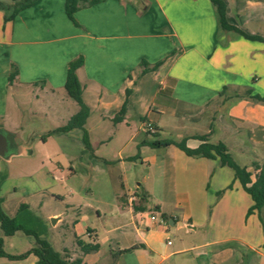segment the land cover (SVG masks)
Wrapping results in <instances>:
<instances>
[{
	"label": "crops",
	"instance_id": "crops-1",
	"mask_svg": "<svg viewBox=\"0 0 264 264\" xmlns=\"http://www.w3.org/2000/svg\"><path fill=\"white\" fill-rule=\"evenodd\" d=\"M223 1L231 25L264 38V0ZM65 5L66 0H37L9 22L0 9V131L17 148L5 159L34 153L39 128L26 120L58 122L52 132L79 111L61 91L69 63L84 58L77 75L90 110V167L99 165L103 172L94 178L89 209L66 205L48 216L56 220L54 227L70 221L76 243L60 238L62 247L51 242L54 249L82 264H241L240 246L264 259L248 239L233 234V213L241 209L244 217L254 204L233 169L219 159L187 156L174 145H148L186 139L195 149L202 144L195 136L209 134L234 160H246L240 166L253 171V164L264 165V102L253 98H264V42L220 30L211 0H100L76 12V24ZM143 61L150 67L163 63L142 75ZM13 65L18 73L10 83ZM126 100L127 112L115 122ZM147 121L157 128L156 138L145 131ZM78 132L84 144L80 129L56 137ZM56 137L42 141L49 153L63 152ZM138 162L149 165L141 184L135 183ZM5 185L0 180L4 211ZM13 218L43 236V226L24 224L35 218L26 204ZM184 228L225 234L169 244L172 230ZM78 240L99 249L84 254ZM10 262L39 264L33 255Z\"/></svg>",
	"mask_w": 264,
	"mask_h": 264
},
{
	"label": "rangeland",
	"instance_id": "rangeland-1",
	"mask_svg": "<svg viewBox=\"0 0 264 264\" xmlns=\"http://www.w3.org/2000/svg\"><path fill=\"white\" fill-rule=\"evenodd\" d=\"M61 92L67 96L65 89ZM25 124H33L39 128V134L32 138L34 153L26 156H15L10 161L0 157V180L5 179V191L9 199L5 213L14 217L17 209L24 203L35 216V221L32 218L25 220L24 224L26 226L35 230H39L40 225L43 226V230H40L43 232V237L47 238L58 249L62 247L60 238L65 237L76 246L72 223L67 220L54 227L53 224L56 220L48 216L53 213L64 212L66 205L81 206L85 210L89 209L91 205L90 190L96 181L94 178L99 174V171L103 172V169H100L99 165L94 170L90 167V151L85 149L80 132L77 134L73 133V135H65L60 139V137L56 136H61L65 133L51 132L52 125L55 127L58 122L51 121L50 123L49 120L39 119L31 120L30 122L26 120ZM44 124L45 126H43ZM52 136L58 138L63 150L62 153H49L47 147L43 145V139H48ZM162 138L167 139L168 137ZM216 141L217 139L213 138L211 143L215 144L217 143ZM235 161L241 165L246 160L236 158ZM58 167H62L63 171H57ZM148 170L149 165L147 163L138 162L135 183L141 184ZM227 170L232 172L229 168ZM5 175L7 176L5 177ZM153 178V176H150L149 180H153ZM213 180H215V177ZM241 213L242 211L239 209L231 217L233 224L235 221L238 224V229L233 230V234L239 238L245 237L248 239L256 250L264 255V208L260 214L257 213L256 215L247 212L242 217ZM224 234L225 232H216L215 230L209 235L200 231L194 234L188 233L184 228L181 231L172 230L169 241L178 245L181 241L187 243L193 241L194 236L205 240L208 236L219 238ZM0 238L4 241V251L13 256L23 255L34 246V238L21 231L10 237L5 236L1 225ZM85 238L86 236H84ZM71 242L66 240L64 244L71 248ZM109 250V244H103L104 255ZM256 254L253 255L246 248L239 247L241 264H250L251 260L253 261L252 264H264V259ZM127 258L129 259L130 257ZM10 261L7 258H0V264H14Z\"/></svg>",
	"mask_w": 264,
	"mask_h": 264
},
{
	"label": "trees",
	"instance_id": "trees-1",
	"mask_svg": "<svg viewBox=\"0 0 264 264\" xmlns=\"http://www.w3.org/2000/svg\"><path fill=\"white\" fill-rule=\"evenodd\" d=\"M37 0H13L8 3L0 0V9L5 12V22L13 21L16 16L25 8L32 6ZM100 0H66L65 10L68 18L76 24L75 13L81 8L91 6L98 3ZM216 9V15L220 30L225 32H232L240 37H244L248 40H257L264 42V38L260 36L250 35L241 30L240 28L231 25L227 19V5L223 0H211ZM163 62H158L154 66L150 67L145 61L142 62L144 67L142 75L156 71ZM84 65V58L82 56L71 61L68 66V72L66 77L65 89L68 96L79 105V111L69 120V122L62 126L53 133L70 132L74 129H80L83 131V140L87 150L91 151L90 138L88 131L85 127L87 119L90 115V110L85 104L83 99V88L79 81L77 71ZM17 68L13 65L12 71L9 76V82L12 83L17 76ZM127 96L130 95L131 90L128 89ZM251 94V92H249ZM255 100L264 102V98L254 96ZM128 109V100L125 101L121 111L115 118V122L121 121L122 117L126 114ZM211 127V133L214 130L213 124ZM208 135L195 136L196 139L202 141V144L195 149L189 148L186 144V139L176 142L173 140H154L148 142V145L154 148L167 147L174 145L182 150L187 156L195 158H207V159H219L223 166H228L235 172V177L239 180L242 188L248 193L254 204L249 210L250 214L257 212L258 214L264 208V165L258 163L253 164V171H249L247 167L240 166L229 153L224 143L213 144L209 141ZM156 134L154 138H156ZM255 171V173H254ZM164 219H168L166 215H163ZM0 225L5 236H13L16 232L21 231L28 236L34 238V246L25 254L20 256L9 255L4 251V241L0 238V258H7L12 261L25 260L29 256L33 255L38 259L39 264H82V259L77 258L70 260L66 253H60L54 249L50 241L36 233L35 231L28 230L16 223V220L7 215L0 204ZM78 244L84 254H88L99 249L98 244H84L78 240ZM131 250V249H130ZM126 250V251H130Z\"/></svg>",
	"mask_w": 264,
	"mask_h": 264
},
{
	"label": "water",
	"instance_id": "water-1",
	"mask_svg": "<svg viewBox=\"0 0 264 264\" xmlns=\"http://www.w3.org/2000/svg\"><path fill=\"white\" fill-rule=\"evenodd\" d=\"M13 149L17 150L16 142L12 141L6 133L0 131V156L6 158Z\"/></svg>",
	"mask_w": 264,
	"mask_h": 264
},
{
	"label": "built area",
	"instance_id": "built-area-1",
	"mask_svg": "<svg viewBox=\"0 0 264 264\" xmlns=\"http://www.w3.org/2000/svg\"><path fill=\"white\" fill-rule=\"evenodd\" d=\"M145 131L149 134V136L154 137L155 134H157V128L151 123V122H145L144 123ZM152 220H157L156 217H152ZM162 223H166L165 220H161ZM171 244V242H169Z\"/></svg>",
	"mask_w": 264,
	"mask_h": 264
}]
</instances>
